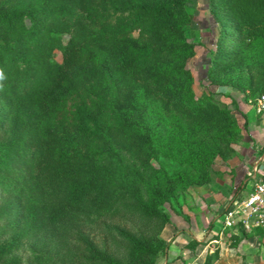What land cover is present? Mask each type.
Segmentation results:
<instances>
[{
	"label": "trees",
	"instance_id": "obj_1",
	"mask_svg": "<svg viewBox=\"0 0 264 264\" xmlns=\"http://www.w3.org/2000/svg\"><path fill=\"white\" fill-rule=\"evenodd\" d=\"M218 2L230 44L264 40V0ZM185 18L182 0H0V264H154L166 252L160 204L191 179L149 164L158 149L143 104L213 129L222 159L238 129L191 94ZM234 54L216 50L208 69ZM247 84L264 93L252 74Z\"/></svg>",
	"mask_w": 264,
	"mask_h": 264
},
{
	"label": "rangeland",
	"instance_id": "obj_2",
	"mask_svg": "<svg viewBox=\"0 0 264 264\" xmlns=\"http://www.w3.org/2000/svg\"><path fill=\"white\" fill-rule=\"evenodd\" d=\"M182 1L186 18L182 21L181 27L185 39L190 44V48L185 51L183 66L190 74L191 94L193 98L210 97L220 107L226 108L235 118L238 129L228 133L231 152L222 159L214 152L215 143L220 140H218V134L213 133V129L186 119L176 118L169 112L170 110L160 106L161 102L158 105L159 101H155V98L143 104L140 110L141 115L149 123L154 147L156 145L158 149L157 157L150 158L149 164L157 167L159 162L169 171L180 169L188 171V177L191 179V182H184V184L176 182L172 196L161 202L160 205L167 214L168 220L160 229V236L167 231L165 225L167 228L169 225L172 226V229H169L172 236V232L177 229L175 223L181 221L185 226L190 223L189 217L194 225L199 226L202 214L200 210L203 206L210 211V214L213 213L211 211H215L216 205L212 203L214 199L205 193L222 191L224 186L222 172L227 171L224 169L225 161L238 156L236 148L243 142L249 141L247 117L246 113L240 109V101L246 103L253 114L256 110V98L261 94L258 87L257 89L255 87L256 90L253 92L248 89V76L252 74L254 83L258 86L264 82V40L243 41L238 45L239 47L236 43L230 44L227 41L229 36L238 35L232 34V25L220 15L222 6L218 0ZM66 37V32H62V41H65ZM216 50L224 51L230 57L234 51L235 58L233 60L231 58L230 61L218 67L214 61L212 62L214 69H208ZM59 56V51L55 50L53 57L59 59ZM122 152L124 158L134 160L127 152L123 150ZM217 201L218 206L222 208L225 198H218ZM205 215L207 214H202V219L208 224L211 216L209 215L205 221ZM112 223L124 224L126 227L142 225L141 222L131 223L121 218L112 220ZM263 230L264 222L250 224L248 227L234 224L221 235L218 232L215 233L213 236L216 242H213L212 252L210 251L214 255L210 264H264V239L261 240V234H259ZM190 240L192 239L188 241ZM204 243L201 240L192 241L188 247L193 252L195 250L199 252ZM7 244V241L3 242V245ZM18 253L24 258L30 254V250L25 245L18 250ZM165 253L158 251L154 264H202L203 261L201 257L197 259L194 256L190 259L180 255L168 260Z\"/></svg>",
	"mask_w": 264,
	"mask_h": 264
},
{
	"label": "crops",
	"instance_id": "obj_3",
	"mask_svg": "<svg viewBox=\"0 0 264 264\" xmlns=\"http://www.w3.org/2000/svg\"><path fill=\"white\" fill-rule=\"evenodd\" d=\"M247 107L248 105L246 103L240 101V109L246 113L247 117L246 125L248 126L247 135L249 141L243 142L236 148V155L238 156L225 161L224 169L227 171L222 172L224 184L222 191L205 193V195H211V199H214L212 203L216 205L214 207L215 211H211L213 212L212 214H210V211L204 208V206L202 210H200V213L207 214L205 215V221L208 219L209 215L211 216L210 222L206 224L201 214V223L198 226L194 225L189 217L190 223H187L185 226H183L184 224H182L181 221L175 223L177 229L172 232V236H170L169 232L172 226L169 225V228H167L165 225L167 231L164 232L165 234H162V237L167 242L165 257L168 260L174 258L176 255L190 259L194 256L197 259L198 257L203 259L204 254L211 251L213 242H216L213 235L217 232L219 235L223 233V227H219V223L216 221V215L221 210L218 206L219 202L217 199L225 198L226 202L228 198L235 194L248 192L253 182L259 177L264 168V110H255V112L251 114L252 110H249ZM257 112L259 113L257 114ZM259 234H261L260 239H264V230ZM190 238L205 242L199 252L195 250L194 253L192 249L185 244ZM201 251L204 252L201 253Z\"/></svg>",
	"mask_w": 264,
	"mask_h": 264
},
{
	"label": "built area",
	"instance_id": "obj_4",
	"mask_svg": "<svg viewBox=\"0 0 264 264\" xmlns=\"http://www.w3.org/2000/svg\"><path fill=\"white\" fill-rule=\"evenodd\" d=\"M256 110H264V93L259 94L255 101ZM219 227L264 222V168L246 193H238L228 198L216 215Z\"/></svg>",
	"mask_w": 264,
	"mask_h": 264
},
{
	"label": "clouds",
	"instance_id": "obj_5",
	"mask_svg": "<svg viewBox=\"0 0 264 264\" xmlns=\"http://www.w3.org/2000/svg\"><path fill=\"white\" fill-rule=\"evenodd\" d=\"M0 79H3V74L2 73H0Z\"/></svg>",
	"mask_w": 264,
	"mask_h": 264
}]
</instances>
